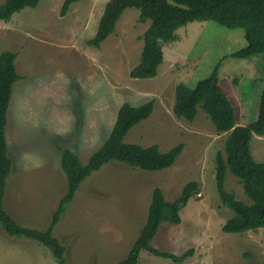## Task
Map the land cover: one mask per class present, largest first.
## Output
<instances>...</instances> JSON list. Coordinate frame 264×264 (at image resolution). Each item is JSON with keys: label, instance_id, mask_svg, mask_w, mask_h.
Here are the masks:
<instances>
[{"label": "rangeland", "instance_id": "1", "mask_svg": "<svg viewBox=\"0 0 264 264\" xmlns=\"http://www.w3.org/2000/svg\"><path fill=\"white\" fill-rule=\"evenodd\" d=\"M108 1L82 0L61 15L64 0H40L35 8L0 21V53H16L21 77L13 85L6 116L13 168L7 177L5 210L20 226L46 229L66 192L62 150H73L87 163L108 137L122 104L153 101L150 117L134 126L124 142L157 146L161 152L182 144L181 154L160 171L111 162L87 177L53 230L65 249L66 264H117L146 221L153 190L161 189L164 200L172 202L193 181L199 192L180 209L181 222L162 223L151 246L174 255L192 248L193 256L180 264H264V228L222 232L234 217L220 200L214 173L216 154L223 150L227 134H217L200 108L191 123L172 112L178 84L193 89L217 69L235 108L236 124L251 123L264 87V53L231 57L246 45L243 29L192 22L178 28L164 47L154 78L132 79L129 74L138 64L141 37L149 22L139 20L138 9H125L112 35L98 48L88 46ZM250 149L256 162H264V137L254 136ZM225 189L249 204L238 180L228 172ZM118 233L121 243L114 242ZM0 264L57 262L48 248L10 237L0 227ZM137 264L175 263L141 252Z\"/></svg>", "mask_w": 264, "mask_h": 264}, {"label": "trees", "instance_id": "2", "mask_svg": "<svg viewBox=\"0 0 264 264\" xmlns=\"http://www.w3.org/2000/svg\"><path fill=\"white\" fill-rule=\"evenodd\" d=\"M39 1L4 0L0 4V21L7 22L19 11L35 8ZM79 1L82 0H64L60 8L61 15L67 12L70 5ZM128 8L138 9L139 20L149 22L141 37L143 45L138 64L129 74L132 79L154 78L163 61L164 47L174 39L178 28L192 22L212 21L230 30L243 29L246 45L231 54V57L247 59L264 53V0H110L103 6L96 33L88 40V46L100 47L114 33L122 13ZM15 60L14 52L0 53V227L10 237L27 238L48 248L57 264H66L65 249L54 237L53 230L72 202L80 184L111 162L147 172L169 168L181 154L183 145L161 152L157 146L144 148L125 143L127 133L150 117L154 103L148 101L140 106L124 103L117 111L108 137L89 156L87 163H82L73 150H62L60 167L67 181L66 192L52 213L47 228L37 230L20 226L4 208L7 177L13 168L5 135L6 116L13 85L21 79L16 71ZM174 94L172 112L177 119L191 123L200 108L217 134H227L223 150L216 154L214 173L220 200L233 212L234 217L222 226V232L242 234L264 228V162H256L250 149L254 136L264 137V87L259 95L256 118L245 126L236 124L235 108L224 92L217 69L209 77L198 81L193 89L185 84H178ZM226 172L238 180L249 204L237 200L234 193L225 189ZM198 192L199 184L189 182L184 185L178 198L167 202L161 189L155 188L146 221L127 256L117 264H137L141 252L169 259L175 264L193 256L192 248L174 255L155 249L151 242L162 223L178 225L181 222L180 209Z\"/></svg>", "mask_w": 264, "mask_h": 264}, {"label": "crops", "instance_id": "3", "mask_svg": "<svg viewBox=\"0 0 264 264\" xmlns=\"http://www.w3.org/2000/svg\"><path fill=\"white\" fill-rule=\"evenodd\" d=\"M148 213V212H147ZM118 235H120L121 236V234L120 233H118L117 235H114V237L116 238ZM114 239V238H113ZM121 239H123V236L122 237H120L119 239H114V242H118V243H121V241L123 242V240H121ZM137 239V238H136ZM135 242V241H134Z\"/></svg>", "mask_w": 264, "mask_h": 264}, {"label": "built area", "instance_id": "4", "mask_svg": "<svg viewBox=\"0 0 264 264\" xmlns=\"http://www.w3.org/2000/svg\"><path fill=\"white\" fill-rule=\"evenodd\" d=\"M197 196H198V197H201V195H200V194H198Z\"/></svg>", "mask_w": 264, "mask_h": 264}]
</instances>
